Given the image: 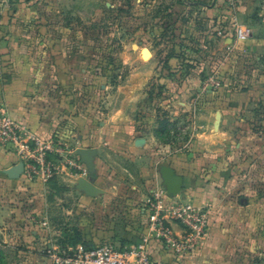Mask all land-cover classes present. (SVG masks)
<instances>
[{
  "label": "crops",
  "instance_id": "1",
  "mask_svg": "<svg viewBox=\"0 0 264 264\" xmlns=\"http://www.w3.org/2000/svg\"><path fill=\"white\" fill-rule=\"evenodd\" d=\"M64 1L0 0V107L44 139L61 138L75 151L94 148L95 172L28 180L13 147L0 144L1 249L26 258L20 264H50L45 243L72 246L75 235L90 247L130 249L149 232L148 202L166 186L162 169L169 167L183 188L165 197L207 204L208 234L182 259L151 239L152 259L252 264L264 242V0H191L202 26L192 20L172 41L154 27L149 47L122 40L102 54L100 40H85L93 26L77 22ZM234 17L252 27L247 40H237ZM153 46H183L194 66L172 59L170 68L159 67L163 57ZM106 59L116 63V75L99 93L93 85ZM213 72L222 74V87L203 91ZM164 120L166 138L158 133ZM81 179L96 187L94 196L79 188ZM67 194L68 204L58 202Z\"/></svg>",
  "mask_w": 264,
  "mask_h": 264
},
{
  "label": "built area",
  "instance_id": "2",
  "mask_svg": "<svg viewBox=\"0 0 264 264\" xmlns=\"http://www.w3.org/2000/svg\"><path fill=\"white\" fill-rule=\"evenodd\" d=\"M235 6L238 0H227ZM234 32L237 40H247L252 29L234 17ZM222 77L214 73L203 83V91L219 90ZM0 144L11 145L18 159L24 163L28 180L48 183L65 168H75L80 175L89 171L71 146L58 137L44 139L27 130L0 107ZM165 187H157L148 202V234L142 242L130 249H120L113 243L90 247L83 244L54 247L48 250L50 264H165L152 259L147 250L151 239L159 240L179 258L193 254L208 234V205L188 201H168ZM174 224H179L178 233Z\"/></svg>",
  "mask_w": 264,
  "mask_h": 264
},
{
  "label": "rangeland",
  "instance_id": "3",
  "mask_svg": "<svg viewBox=\"0 0 264 264\" xmlns=\"http://www.w3.org/2000/svg\"><path fill=\"white\" fill-rule=\"evenodd\" d=\"M227 1V0H226ZM191 0H68L64 1L66 8L67 4L73 8L72 11L77 18V22L83 24H91L94 31L87 33L85 40L102 42V49L97 50V54L103 51L109 53L110 50L116 51L119 46V42L124 40L127 43L143 42L145 48L150 46L152 42V34L149 31L151 29L158 28L160 32L166 31L170 34L169 40L172 41L174 31L189 27L188 23L192 21L197 26H202V20L199 17V6L194 5ZM228 2V1H227ZM196 6V8H195ZM201 12V11H200ZM74 16V15H73ZM77 16V17H76ZM76 21V20H75ZM264 21V18H263ZM249 26V25H248ZM251 29L252 27L249 26ZM98 30L108 31L103 33V37H100ZM155 30V29H154ZM253 32V29H252ZM254 34V32H253ZM252 34V35H253ZM163 42V41H162ZM161 41L159 43H162ZM165 42V41H164ZM154 47V46H153ZM177 46H172L167 50L158 51V47H154L160 57H163L161 65H165L170 54H181V52L188 53L185 50L179 49ZM161 50V49H160ZM104 54V53H103ZM114 58V57H113ZM103 65L101 75L99 76L98 83L93 85V90L102 92V85L110 83L109 77H115L117 66L113 59L102 60ZM211 73L210 75L214 74ZM115 74V75H114ZM222 75V74H220ZM208 76L205 77V79ZM223 78V76H221ZM204 79V80H205ZM260 117V116H259ZM264 119V116H261ZM264 133V129H262ZM77 153V151H76ZM80 157V156H79ZM69 170L76 171L80 174L79 170L75 168H68ZM67 168L63 171L68 170ZM73 198L72 195L67 194L64 199L59 200L61 204H68L69 199ZM46 200V197L44 198ZM83 208V207H82ZM77 213L82 217L83 209H78ZM78 215V216H79ZM67 216V215H66ZM71 216V215H70ZM60 217H65L63 214ZM46 232V231H45ZM77 235H75L76 237ZM80 236V235H79ZM78 238V237H77ZM80 239V237H79ZM261 247L260 252H256L251 258L252 264H264V242L259 243ZM49 244L44 245L43 251L46 255H49ZM24 259V260H23ZM26 258L21 256H13L6 254L4 249L0 247V264H20L19 261H25ZM255 259L258 262H255Z\"/></svg>",
  "mask_w": 264,
  "mask_h": 264
},
{
  "label": "water",
  "instance_id": "4",
  "mask_svg": "<svg viewBox=\"0 0 264 264\" xmlns=\"http://www.w3.org/2000/svg\"><path fill=\"white\" fill-rule=\"evenodd\" d=\"M77 154L80 156L82 162L86 165L90 174H94V156L96 150L94 148H80L77 150ZM23 165L24 163L21 162ZM162 175L165 180L166 190L169 194L173 195L179 193L183 188V178L178 176L175 171L169 167L162 169ZM79 188L86 192L88 196H94L96 193V187L87 179H81Z\"/></svg>",
  "mask_w": 264,
  "mask_h": 264
},
{
  "label": "trees",
  "instance_id": "5",
  "mask_svg": "<svg viewBox=\"0 0 264 264\" xmlns=\"http://www.w3.org/2000/svg\"><path fill=\"white\" fill-rule=\"evenodd\" d=\"M183 48V46L182 47H180V49H182ZM172 59H179V61H181L182 62V65H183V67H185V68H190V67H193L194 66V61L192 60V58L189 56V55H187V53H183V52H181V54L179 53V54H170L169 56H168V58H167V60L165 61V65L167 66V67H171V65H170V60H172ZM166 122L167 121H165L164 120V122H162V125L160 126V128H159V130H158V133H159V135L161 136V137H163V138H166V137H168V135H169V133H168V127L166 126ZM71 242H69V244L70 245H72V246H76V245H78V244H83V242L79 239V238H77V236L75 237V238H72L71 240H70ZM87 246V245H86ZM121 249V248H120Z\"/></svg>",
  "mask_w": 264,
  "mask_h": 264
},
{
  "label": "bare ground",
  "instance_id": "6",
  "mask_svg": "<svg viewBox=\"0 0 264 264\" xmlns=\"http://www.w3.org/2000/svg\"><path fill=\"white\" fill-rule=\"evenodd\" d=\"M150 54V53H149Z\"/></svg>",
  "mask_w": 264,
  "mask_h": 264
}]
</instances>
